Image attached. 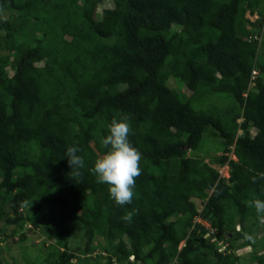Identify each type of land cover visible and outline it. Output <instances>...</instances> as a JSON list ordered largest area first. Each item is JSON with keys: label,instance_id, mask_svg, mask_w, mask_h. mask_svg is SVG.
<instances>
[{"label": "trees", "instance_id": "16d2710c", "mask_svg": "<svg viewBox=\"0 0 264 264\" xmlns=\"http://www.w3.org/2000/svg\"><path fill=\"white\" fill-rule=\"evenodd\" d=\"M105 1L0 0V264L29 226L31 264H264V0ZM121 114L142 155L123 206L90 171Z\"/></svg>", "mask_w": 264, "mask_h": 264}, {"label": "clouds", "instance_id": "9594fccd", "mask_svg": "<svg viewBox=\"0 0 264 264\" xmlns=\"http://www.w3.org/2000/svg\"><path fill=\"white\" fill-rule=\"evenodd\" d=\"M131 131L130 121L126 115L121 114L119 119L114 117L107 124V135L101 138L104 151L97 152L94 165L90 169L95 175L97 183L108 186L109 198L120 206L131 204L136 179L142 174V155L129 140ZM80 151L81 149L76 145L66 147L65 156L72 168L73 177L80 175L79 170L84 167V158L78 154ZM257 175L264 180V173ZM256 180L257 177L254 176L252 182L255 183ZM249 204L254 207L259 222L264 224V200L253 198ZM136 212H138L137 209L127 211L121 219L131 222ZM244 239L252 243L255 242L254 237L248 233H244Z\"/></svg>", "mask_w": 264, "mask_h": 264}, {"label": "rangeland", "instance_id": "374dc122", "mask_svg": "<svg viewBox=\"0 0 264 264\" xmlns=\"http://www.w3.org/2000/svg\"><path fill=\"white\" fill-rule=\"evenodd\" d=\"M109 4H110V1H108V0L105 1V6H108ZM100 7H98V8H100ZM1 15L5 16L6 13H1ZM245 16H247L250 20H254L257 17V14L256 13L249 14L246 11ZM260 21L262 22V27H264V18H261ZM261 41H262V49L261 50L264 52V33L261 35ZM261 50H260L259 54H261ZM219 147H220L219 143L214 141L213 138L210 136H206L204 138V140L199 145V149L204 152L202 154H203V156L205 155L204 156L205 160H207L208 156L219 154L220 153V151L218 149ZM219 171L222 175L227 176V167L226 166L220 167ZM195 203L197 205V209H199L200 208V201L196 200ZM26 235L27 236L22 243H17L16 234H15V236H12L10 238V241L12 242L10 244V251L12 254L9 255L8 258H9V261H11V259H12L11 264H31L32 260L27 261V257L25 254L29 253L30 255H34L35 253L38 252L37 248L41 246L43 238H44L42 236V234L38 231V229L30 226V228H28L26 230ZM76 237H78V236L74 235V234L71 237L72 247H76L78 245L79 246L81 245L80 242L78 241V238H76ZM25 251H26V253H25ZM235 251L239 255V257L241 258V260L246 259L247 247H245V245L243 243L236 245Z\"/></svg>", "mask_w": 264, "mask_h": 264}]
</instances>
